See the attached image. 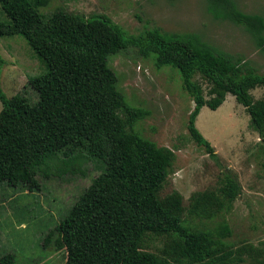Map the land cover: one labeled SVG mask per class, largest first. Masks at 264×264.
<instances>
[{
    "label": "trees",
    "instance_id": "1",
    "mask_svg": "<svg viewBox=\"0 0 264 264\" xmlns=\"http://www.w3.org/2000/svg\"><path fill=\"white\" fill-rule=\"evenodd\" d=\"M47 0H0L1 36H21L44 69L27 77L36 99L6 96L0 89V184L19 183L38 190L34 174L47 177L74 174L94 159L114 179L118 205L99 220L71 231L64 219L48 229L42 244L64 248L62 264H226L230 230L224 221L212 229L188 223L186 217L209 218L227 210L238 195L235 176L223 170L212 189L193 191L186 206L172 190L159 196L174 154L134 129L148 115L130 105L117 88V76L107 59L128 48L154 67L177 71L180 85L193 106L187 131L196 145L218 164L212 146L194 125L201 106L215 109L225 94L233 96L248 115V126L264 141V87L258 72L239 53H229L192 31L143 28L126 33L103 13L88 15L57 9L41 13ZM213 19L239 26L264 51V19L240 10L234 0H204ZM205 83L204 96L202 85ZM86 218V214L83 215ZM160 239L156 252L144 248ZM11 252L0 264H13Z\"/></svg>",
    "mask_w": 264,
    "mask_h": 264
},
{
    "label": "rangeland",
    "instance_id": "2",
    "mask_svg": "<svg viewBox=\"0 0 264 264\" xmlns=\"http://www.w3.org/2000/svg\"><path fill=\"white\" fill-rule=\"evenodd\" d=\"M234 1L240 10L264 19V0ZM57 9L85 16L103 13L130 34L148 27L196 32L221 50L241 54L264 72V51L239 26L211 18L204 0H47L38 8L44 14ZM4 18L0 10V19ZM107 65L115 72L117 88L126 101L149 112L134 129L174 154L159 196L175 190L186 206L191 192L216 187L221 172L228 170L240 186L231 206L209 218L186 219L208 229L226 223L230 234L224 241L230 245L232 259L226 264H264V141L248 126L244 108L227 93L215 109L203 105L195 116L194 125L212 146L216 165L189 136L186 124L193 102L176 70L156 68L150 58H140L131 48L110 56ZM43 69L21 36L0 37V89L6 96L21 93L34 101L36 93L26 80ZM199 81L207 97L205 83ZM263 92L264 87L250 91L254 99ZM34 176L38 190H27L19 183L0 184V254L11 252L13 264H62L64 248L52 241L43 245L45 232L64 219L71 231L88 220L101 219L119 203L116 184L94 159L83 162L74 174L43 177L36 172ZM160 246V239L151 238L144 248L156 252Z\"/></svg>",
    "mask_w": 264,
    "mask_h": 264
}]
</instances>
